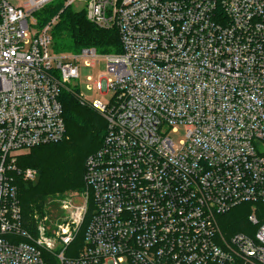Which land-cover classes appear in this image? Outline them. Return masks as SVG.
Returning a JSON list of instances; mask_svg holds the SVG:
<instances>
[{"label": "built area", "instance_id": "1", "mask_svg": "<svg viewBox=\"0 0 264 264\" xmlns=\"http://www.w3.org/2000/svg\"><path fill=\"white\" fill-rule=\"evenodd\" d=\"M55 1L0 0V264H264V219L220 225L264 204V0H62L116 29L121 53L50 55L60 13L35 16ZM80 59L105 61L95 85L113 99L89 104L106 133L82 203L61 201L48 236L47 217L24 225L12 175L37 171L15 154L65 138L60 96Z\"/></svg>", "mask_w": 264, "mask_h": 264}, {"label": "trees", "instance_id": "2", "mask_svg": "<svg viewBox=\"0 0 264 264\" xmlns=\"http://www.w3.org/2000/svg\"><path fill=\"white\" fill-rule=\"evenodd\" d=\"M63 5L62 0H56L40 12L42 25L60 13L58 22L51 30V48L55 53L76 54L84 48H94L100 54L121 53L116 29H99L87 20L85 9L75 12L71 7ZM60 100L69 140L34 147L30 153L18 157L16 165L20 169L30 168L37 171L36 184L12 175V185L17 189L23 222L32 217L33 208L41 206L46 197L72 188L84 191L85 161L100 148L106 133L107 124L104 118H99L92 110L77 102L73 95L63 91ZM89 122H92L89 129L92 131L81 140V132L88 130ZM60 177L69 179L74 186L63 185ZM241 230L235 232H243Z\"/></svg>", "mask_w": 264, "mask_h": 264}, {"label": "rangeland", "instance_id": "3", "mask_svg": "<svg viewBox=\"0 0 264 264\" xmlns=\"http://www.w3.org/2000/svg\"><path fill=\"white\" fill-rule=\"evenodd\" d=\"M72 10L75 12L82 11L83 9V2H76L72 5ZM35 18L40 23V15H36ZM30 23L32 24V20H30ZM32 28L34 30L38 29V25H32ZM52 49L49 50V54H52ZM78 67H79V78L71 80L68 84L65 85L62 92H67L70 95H73L75 100L77 102L81 103L79 97L82 98L87 104L85 107L92 110L99 118L103 119V115L99 113L98 111L94 110L89 104H91L93 101L97 100L100 101L102 104L108 106L112 99H113V92H108L107 94H102L99 89L96 88L95 82L100 77H105L107 75V68L106 63L103 59L99 60L98 63L91 65L89 63V66H86L84 64V60L80 59L78 61ZM87 78H90L91 81L87 80ZM80 106H82L80 104ZM84 107V106H82ZM93 119V123H94ZM90 125H92V122L87 123L88 130L82 131V137L81 140L85 139L88 134L92 131L90 129ZM185 135V125H178L176 126V132L169 131L168 136L171 138V140L174 143H177L180 141ZM69 140V134L66 132V136L63 139V141ZM30 153V151H22L19 153H16L15 156L18 158L20 156L26 155ZM38 178L36 177L35 180L30 181V183L36 184ZM63 180V181H62ZM62 181L63 185L67 186H74L72 182L69 179H63L60 177V182ZM83 194V190L81 189H68L66 191L56 193L55 195H51L45 198L44 202H42L41 206H36V208H33V214L32 217H28L27 220H25V225L29 227V229L32 230V228L35 226V222H32L34 220L33 216H37L38 218L47 217L49 219L48 222H46V228H47V235L52 236L53 235V223H60L61 220L65 219L67 217V213L61 209L62 202L67 199H72L75 205H80L82 203L81 196ZM62 201V202H61ZM30 215V214H29ZM253 215L256 217L259 221L264 219V204H252V205H244L241 207H238L231 211L226 217L221 219L220 225L223 227L225 232H235L237 230H241L243 232H250L253 229L251 227H248L247 225V218ZM241 225V227H240ZM79 243L76 247H79Z\"/></svg>", "mask_w": 264, "mask_h": 264}]
</instances>
